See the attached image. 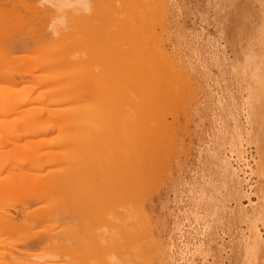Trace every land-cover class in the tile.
I'll use <instances>...</instances> for the list:
<instances>
[{"label": "rangeland", "instance_id": "rangeland-1", "mask_svg": "<svg viewBox=\"0 0 264 264\" xmlns=\"http://www.w3.org/2000/svg\"><path fill=\"white\" fill-rule=\"evenodd\" d=\"M120 1L88 0L90 12L86 0L43 7L40 0L0 1V57L7 58L0 74L13 78L0 79V87L23 90L7 106L17 110L0 115V195L8 199L0 202V264H93L90 249L115 236L123 244L118 256L124 264H264V105L253 137L235 131L232 104L224 110V94L228 101L240 99L231 71L238 52L234 17L246 5L258 9L257 1L239 0V7L237 0H146V13L153 12L148 17L146 7L131 2L142 20L133 32L151 36L141 50L135 43L128 48L115 41L114 47L106 28L95 26V14L106 15ZM115 12L120 14L110 22L104 16L107 27L138 18ZM61 16L65 24L53 36L49 24ZM158 45L172 59L171 73L181 76L173 89L103 82L107 73L124 70L128 49L138 55L136 66L144 59L163 66ZM47 55L66 58L79 81L66 80L58 94L46 93L44 79L59 65L52 58L55 70L42 66ZM14 63L32 65L35 74H15ZM24 97L30 101L20 105ZM138 111L165 122L126 143L122 135L136 125ZM224 118L231 124L224 126ZM129 161L141 170L139 177ZM112 188L127 200H118L119 207L131 196L121 221L110 217L112 210L121 211L118 201L111 208L84 201L95 189ZM96 221L104 224L99 234Z\"/></svg>", "mask_w": 264, "mask_h": 264}, {"label": "bare ground", "instance_id": "bare-ground-1", "mask_svg": "<svg viewBox=\"0 0 264 264\" xmlns=\"http://www.w3.org/2000/svg\"><path fill=\"white\" fill-rule=\"evenodd\" d=\"M21 1L22 0H20V2ZM24 1L25 0H23V2ZM55 1H57V0H52V3L55 2ZM226 1H228V0H226ZM238 1L239 0H237L235 2H237V5L239 6V2ZM240 1H242V0H240ZM256 1H257V4H258V5L256 4L258 6V9L256 8L255 4H252V7L256 8L257 11H255L254 9H251L252 7L251 6L248 7L246 5V3H245L243 5H246V6L243 7L241 5L243 8L241 7L242 9L240 11L237 10V12L238 11L239 12L236 13L237 15H236V17H234L235 18V24H236L235 38H236V42H237V45H238L237 46L238 47V49H237L238 52H237V62L233 66L231 71H232V73L234 74L235 78L238 81L237 83H238V92H239V95H240V99H239L238 102H236L238 98L233 99V101H231V99H230V101H228L229 99L226 100V97H225V94H224V110H225L226 107H227V109H229V108L231 109V107L229 105L232 104V107L235 108L236 113L238 114V116H236V117L232 116L231 119L233 120V122H231V123L234 125L233 127L235 128V131H237L239 133L240 138H243L244 136H247V137L256 136L257 131H258L259 127H260L261 119H262L261 106L264 105V0H256ZM23 2H22V4H24ZM131 2L133 4H137L140 8L143 7V6L146 7L145 8V16L146 17H148L149 14L151 13V11H150V13H148V12L146 13V10L148 8H150V1H146V0H123L122 4H121V1H120L119 4H117V6L118 5L119 6L118 7L117 6L112 7V9H110V11L106 12V15L105 14H101L102 15L101 16V15H99L100 14L99 12L96 13L94 22H95V26L96 27L97 26L100 27L101 24H102L103 28H106L105 31H107V32H106L105 35H107V36L109 35L110 36V39L112 40L111 42L114 41L112 43L114 45V47L117 46L116 42H118L120 44L124 43V44L127 45L128 48H132L133 47L132 45L135 43L134 47H136L135 50H137L138 49L137 47H141L140 45H142V46L149 45L150 41H151V36L147 35L146 38H144L143 36L136 35V33L133 32L134 26H137L135 24L141 22L142 20H140L141 18L138 17V15H136V12L134 14V11H131L133 9L132 8L133 5L131 6ZM246 2H247V0H246ZM248 2H249V4L248 3L247 4L250 5L251 4V0L250 1L248 0ZM253 3H254V0H253ZM137 5H134L133 7H135ZM225 5H224V8H225ZM231 5H233V3ZM235 6L236 5H234V7ZM119 8L121 9V12L124 13L123 14L124 16H125V13H126V16H129V15L131 16L130 13L133 12L132 16H135V17H138V18L134 19L135 20L134 23H131V21H128V20H122V21H120V22H118L116 24L109 23L108 24L109 28H108L107 25H106V21L108 23L107 19H109V22H110V19L114 15L120 14L119 12L118 13L115 12V11L119 10ZM230 8H228V9H230ZM115 9H117V10H115ZM231 9H233V8H231ZM235 10L236 9H234V13H235ZM58 11L61 12L60 10H58ZM53 12H55V11H53ZM53 12H51V13H53ZM57 12H56V17H57V14H58ZM140 12H142V11H140ZM45 14L47 15V13H45ZM152 14H153V12H152ZM152 14H150V16ZM48 15H51V19H53L52 16H54V14L52 15V14L48 13ZM69 16H74V14L73 15L69 14ZM104 16L107 19H104ZM228 16H229V14H228ZM41 17H43V16H41ZM100 17L103 18L105 21L101 20ZM47 18L50 19V16L47 17ZM60 18H62V16ZM63 18H65V17L63 16ZM45 19L46 18H44V21H45ZM149 19H150V17H149ZM47 20L45 21V24L42 23V24H44V26L46 25ZM55 20H57V19H55ZM55 20H53V21H55ZM226 21H227V18H226ZM102 22L104 23L105 26L103 25ZM51 23H53V22H51ZM41 26H43V25H41ZM46 26H48V25H46ZM229 26H230V24H229ZM43 28L44 27H42V29ZM36 29H38V28H36ZM107 29H109V34H108V30ZM150 30H148V31H150ZM42 31H40V30H39V32L35 31L36 34L38 35V37L41 36ZM109 36H108V38H109ZM107 40L108 39L106 38V41ZM0 42H2V40H0ZM120 44H118V46ZM160 46H162V45H160ZM160 46L158 45L159 48H158L156 53L158 54L157 58L164 60V63L160 62L161 64H163V66L162 65L159 66V64L156 65L157 63L155 64V61L153 63H151L152 61L150 59L140 60L139 64L136 66L135 60L137 59L138 55L134 53L135 51L129 52L130 49H128L127 56H124L122 58L123 61L121 60L122 61L121 64H122V66H124V70L122 72H112L111 71V73H107L106 76H104V78H103V82L105 84H107V83H110L112 81L123 80V81L130 82L129 84H134L135 85L136 81H138V82H140V84H145V85H151V84L162 85L160 89L163 90V91L173 89L174 82H178L177 79L181 78V76L179 74H177V75L180 76V77L178 76L179 77L178 78V77L175 76L176 74L173 75L171 73L172 70L170 69V66H172V67L174 66V65H172V63H173L171 61L172 59H171V57L168 54L161 52L162 50H161ZM70 48L67 47L63 51L64 54L62 53L63 54L62 56L65 55L64 57H67ZM141 49H142V47L139 50H141ZM72 50L75 51L74 48H72ZM143 50H144V48H143ZM52 55H47L46 57H44L42 59V62H41L42 66H46V67L47 66L50 67L51 65L55 66V64H58L57 61H59V65H58L59 68L57 66H55V67H57L56 70H55V67H52V66L49 68L51 70L54 68L55 71H53L52 73L50 72V75H48V77L44 79V82H45L44 84L46 86V93L47 92L48 93H53L54 92L55 94H58V90L59 89L58 90H56V89H57V87H58V85L60 83H63L66 80L72 81V82L73 81H79L78 80L79 75L76 73L77 71L75 72L73 69H70V68L67 69L68 65H67L66 58H62V57L61 58L60 57L57 58L56 57L57 61L55 62V60L53 61V59H56L55 55H54V57H51ZM154 55H156V54H154ZM125 57H126V59H125ZM8 60H11V59L9 58ZM5 61H7V58L0 57V63H4ZM18 64L19 63H17V64L14 63L12 65L13 66L12 70L15 72V74H17L16 72H18V74H26V73L28 74V71L30 72L29 75H31V73H32V75L35 74L36 68L34 67L32 69V65H31V68H30L31 70H30V69H25V66H23V65L19 66L21 64H19V65ZM21 67H23V68H21ZM36 67H38V66H36ZM28 68H29V66H28ZM23 69H25V71ZM167 71L169 72V74H168ZM24 72H26V73H24ZM224 72H226V71L224 70ZM0 76H1L0 77L1 80H5V79L9 80L11 78L10 77V78L7 79L5 76H3L1 74H0ZM12 79L13 78H11V80ZM179 82H180V79H179ZM177 84L174 85V86H177ZM160 89H159V91L156 92L157 94L161 93ZM22 91L23 90L21 88H15V87H9V86H7V87L6 86H4V87L1 86L0 87V115H4V114L7 115L8 113L11 114L12 111L14 112V111L17 110V109L16 110H14V109L13 110L12 109L8 110L7 106L11 104L10 102L13 100V95L17 94L19 92H22ZM28 98L27 97L21 98L20 99V101H21L20 105H23V103H27L28 102L27 100L30 99V98L29 99ZM69 98L72 99L71 96H69ZM135 104H138V102H136V103L134 102V105ZM225 105H226V107H225ZM229 112L231 113V110H229ZM137 113L135 114V116L137 117L136 125L133 128H131L130 131L127 134L124 133L122 135V137H124L123 141L126 142V143H131L133 141V139L135 138V136L138 135L141 131L150 132V133L152 132L153 133L155 130H157L156 126H159V125H161V124H163L165 122V119L162 118V116H159V115L155 116V114H154V116L157 117V118H155L152 115V112H151L152 116L147 115V112H145L146 115H143V116H142V114H140V111H138ZM24 117L26 119H27V117L30 118L31 117L30 112L28 111V112H26V114L24 113ZM239 122H241V123H239ZM62 123H63L62 124V128H65L66 125L64 124L65 123L64 119H62ZM154 123H155V125H154ZM227 123H229V125L231 124L230 122H227V120L224 118V126H227ZM131 161H135V160H131ZM131 161H129V162H131ZM136 162H137V160L134 163H136ZM130 165H131V169L132 170L136 169L135 168L136 164L134 165L131 162ZM132 165L134 166V168L132 167ZM260 167L264 169V163H262L260 165ZM136 170L134 172H135L136 176L139 177L142 174V172H141V170L139 168H138V171H136ZM52 172H54V171H52ZM87 190L85 189L84 191L87 193ZM93 190H94V188H93ZM95 190H96V192L94 193V191H93V195L91 193V196H90L89 193H87L88 195H84L85 196L84 197V199H85L84 201H90L91 199L92 200L96 199V201L98 200L99 202L100 201H102L103 203L108 202L107 205L109 204L110 206L109 205L108 206L110 208L113 205H118L117 202H116L117 204H115V200L118 201L120 199V196H121L120 194L121 193L119 192V189L112 188V189H109V190H106V191H100L99 189H95ZM88 192H90V191H88ZM98 192H99V194H98ZM122 198H121L122 201H127L126 199L123 200ZM0 200H1L0 202H3V201H5V202L7 201L8 202L7 193L2 195V196L0 195ZM121 200H119V201H121ZM128 200H129L128 203L129 202L132 203L131 196L128 198ZM126 203L127 202H125L124 203L125 205L123 204L122 207H119V206H121V203L117 206L118 209H121V211H119L117 209L116 210H112V211H115L116 213H112V212L110 213L111 210L109 208L110 211L108 212V214L110 213L112 216L108 215V217L110 216V217L114 218V219H112V220H114V222L123 220V218L126 216L125 215L126 211L125 212H123V211L128 209V208H126L128 203H127V205H126ZM131 203H130V205H131ZM114 208H116V207L114 206ZM128 213L130 214L131 212H128ZM96 222H95L96 224L94 225V227H95L94 232H95V234H99V232L104 227V224H102L101 221L99 223H98V221H96ZM114 222L109 220V223L112 224L113 227H117L118 225L116 223H114ZM128 226H129V223H128ZM118 229H119V226H118ZM120 229H122V228H120ZM119 240H120V237L115 236V237H112L111 240H107L105 243L101 244V246H97V247H95V249L94 248L90 249V255L93 258V264H124L120 260V258L118 256L124 250L123 249V244H121ZM154 249H155V247H154ZM126 253H127V251H126ZM153 257H154V255H153Z\"/></svg>", "mask_w": 264, "mask_h": 264}, {"label": "clouds", "instance_id": "clouds-1", "mask_svg": "<svg viewBox=\"0 0 264 264\" xmlns=\"http://www.w3.org/2000/svg\"><path fill=\"white\" fill-rule=\"evenodd\" d=\"M41 6L43 7L45 4H48L51 6L52 4V0H40ZM91 11V5L90 2H88V0H86V7H85V12H90ZM65 24V21L63 20V18H58L57 20L53 21V23H51L49 25V31L52 32L53 36H59V30H58V26H63ZM35 259L37 260H41L40 257H36Z\"/></svg>", "mask_w": 264, "mask_h": 264}]
</instances>
